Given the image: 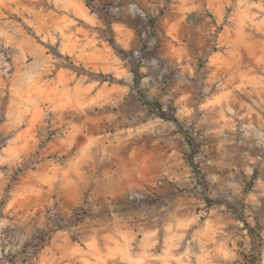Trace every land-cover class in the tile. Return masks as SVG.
<instances>
[{
    "label": "rangeland",
    "instance_id": "obj_1",
    "mask_svg": "<svg viewBox=\"0 0 264 264\" xmlns=\"http://www.w3.org/2000/svg\"><path fill=\"white\" fill-rule=\"evenodd\" d=\"M0 145V264H264V0H0Z\"/></svg>",
    "mask_w": 264,
    "mask_h": 264
},
{
    "label": "trees",
    "instance_id": "obj_2",
    "mask_svg": "<svg viewBox=\"0 0 264 264\" xmlns=\"http://www.w3.org/2000/svg\"><path fill=\"white\" fill-rule=\"evenodd\" d=\"M133 73H134L135 85L138 88V86L140 85V82H141V72H140V69L139 68L134 69L133 70ZM102 77L104 78V80H107V79L113 80L114 79V77H111V76H108V75H102ZM137 92L140 95V97H142V99L145 100L143 98L142 93L140 91H137ZM154 106L157 107L158 110H160V116L161 117L167 118L165 111H163V108H162V106L159 103H156ZM172 120L174 122H176V123H179L178 119H176L175 117ZM1 149H2V147L0 145V151H1Z\"/></svg>",
    "mask_w": 264,
    "mask_h": 264
}]
</instances>
